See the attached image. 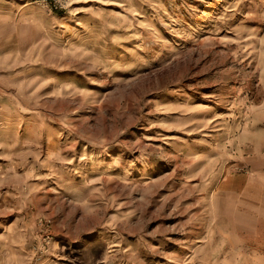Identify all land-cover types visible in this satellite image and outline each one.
<instances>
[{
    "label": "rangeland",
    "instance_id": "obj_1",
    "mask_svg": "<svg viewBox=\"0 0 264 264\" xmlns=\"http://www.w3.org/2000/svg\"><path fill=\"white\" fill-rule=\"evenodd\" d=\"M0 264H264V0H0Z\"/></svg>",
    "mask_w": 264,
    "mask_h": 264
}]
</instances>
